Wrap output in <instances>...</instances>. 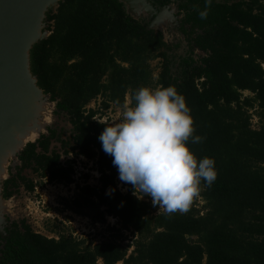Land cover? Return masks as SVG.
<instances>
[{
  "label": "trees",
  "instance_id": "1",
  "mask_svg": "<svg viewBox=\"0 0 264 264\" xmlns=\"http://www.w3.org/2000/svg\"><path fill=\"white\" fill-rule=\"evenodd\" d=\"M173 4L206 54L199 62L183 59L178 76L163 34L129 16L118 0L61 2L56 14H47L51 35L31 51L39 87L73 127V144L57 140L69 146L64 155L94 162L100 175L97 187L85 185L73 202L64 199L66 209L94 222L117 218L122 230L137 236L133 252L119 240L48 238L15 222L0 235L6 236L0 264H264V0H211L206 19L199 15L206 0H153L156 7ZM157 59L162 66L155 80L150 63ZM142 86H174L191 109L195 135L203 139L188 147L198 159L214 158L218 172L201 192L203 209L156 214L158 206L140 199L131 184H123L127 193L119 188L113 158L98 139L110 124L87 108L99 98L103 110L121 108L127 96L134 105ZM254 116L259 129L252 127ZM49 133L22 151L20 167L4 182V199L21 187L35 192L38 183L23 176L25 170L41 184L74 183L73 162L50 151L58 137Z\"/></svg>",
  "mask_w": 264,
  "mask_h": 264
},
{
  "label": "clouds",
  "instance_id": "2",
  "mask_svg": "<svg viewBox=\"0 0 264 264\" xmlns=\"http://www.w3.org/2000/svg\"><path fill=\"white\" fill-rule=\"evenodd\" d=\"M206 0L201 19L207 18ZM134 105L125 103L122 120L106 126L98 139L110 155L119 179L151 197L159 213L186 214L205 186L217 179L215 160L198 159L188 142L200 143L194 118L183 95L174 86L135 90ZM114 189H109L111 194Z\"/></svg>",
  "mask_w": 264,
  "mask_h": 264
},
{
  "label": "rangeland",
  "instance_id": "3",
  "mask_svg": "<svg viewBox=\"0 0 264 264\" xmlns=\"http://www.w3.org/2000/svg\"><path fill=\"white\" fill-rule=\"evenodd\" d=\"M146 2L148 6L129 2L125 5V8L134 18L150 24L156 31L162 32L165 41L170 46L168 55L172 71L175 73V76H178L181 59L190 53L189 43L179 31L182 17L178 14L176 5L158 10L157 8H152L150 0H146ZM49 25L50 23L46 20L43 21L41 25L42 33L49 31ZM205 56L206 54L198 50H195L193 53V58L197 61ZM150 64L154 71V79L157 80L161 72L162 60L157 59ZM245 96H250V93L246 92ZM126 103L131 104L129 96H127ZM101 107L102 99L99 98L93 101L87 109L99 111L96 118L100 119L103 123L108 122L113 125L122 120L123 107L110 106L107 110H103ZM52 110L53 113L49 118L50 123L48 122L51 126L49 129L55 130L58 138L52 141L50 151L61 153L63 155L62 162H73L74 183L70 185L49 184L47 182L41 184L42 181L34 176L30 170H25L23 176H27L28 179H34L38 183L37 188L34 193H28L24 189H21L20 193L10 200H3L0 195V233L5 234V227L11 222L26 220L35 232L48 238H58L59 234L62 233L71 234L77 238L89 239L94 243L104 241L116 242L119 240L118 243L130 246L129 253H132L134 250L133 242L137 239V236L132 231L122 230L120 220L107 216L104 222H94L87 215H80L75 211L66 209L64 199L73 202L80 193L79 188L85 185L97 187L100 175L95 169L94 162L77 156L75 153L68 156L64 155L65 150L69 149V146L67 145L65 149L57 140L60 139L67 144H73V127L70 124L69 117L65 113H56L55 108H52ZM252 127L254 129L260 128L259 119L256 116L252 119ZM49 134L48 132L45 136ZM20 148L21 146L15 147L14 153L6 163L7 171L5 179L8 177V172L10 178L14 167H20V161L16 163V166H13V161L16 159ZM86 175H89L88 179H86ZM3 180L0 179V186ZM123 184L124 182L120 180L119 188L123 193H127L128 190ZM137 196L147 202H152L151 197L144 196L142 192H138ZM192 206L203 209L204 201L201 196L193 202ZM158 211L159 206L156 209V214H159ZM119 230L121 232H118Z\"/></svg>",
  "mask_w": 264,
  "mask_h": 264
},
{
  "label": "water",
  "instance_id": "4",
  "mask_svg": "<svg viewBox=\"0 0 264 264\" xmlns=\"http://www.w3.org/2000/svg\"><path fill=\"white\" fill-rule=\"evenodd\" d=\"M64 1L0 0V179H4L0 195L3 200H6L3 197L4 182L9 178L8 172L5 179L6 163L15 147L21 146L13 166H16L20 154L29 143H36L49 132L52 108L57 111V103L39 87L38 78L32 73L31 51L51 35L50 31L42 33L41 25L47 20V14H56L60 3ZM118 1L124 8L129 2L148 6L146 0ZM150 3L153 9L156 8L153 0ZM125 10L127 12L126 8ZM127 14L139 21L129 12ZM144 24L148 25V30L156 31L152 25ZM30 133L35 135L34 138L22 144L13 137V134H18L21 138L28 139L27 135ZM15 168L12 172H15Z\"/></svg>",
  "mask_w": 264,
  "mask_h": 264
},
{
  "label": "flooded vegetation",
  "instance_id": "5",
  "mask_svg": "<svg viewBox=\"0 0 264 264\" xmlns=\"http://www.w3.org/2000/svg\"><path fill=\"white\" fill-rule=\"evenodd\" d=\"M218 2H222V1H224V0H217ZM173 5H175V4H173ZM171 6V5H170ZM154 7H156V6H154ZM169 7V6H168ZM158 10L159 9H162L161 7H156ZM177 10H178V8H177ZM178 14L182 17L181 18V26H180V32L185 36V38H186V40H187V42L189 43V46H190V53H189V55L188 56H186L185 58H182L181 59V61L183 60V59H186V58H193V53L195 52V50H198V51H200V52H202V53H204L203 51H201V50H199L198 49V47L196 46V44H195V40H196V35H191V34H189V30H190V26H188V25H182V23H183V18H184V15L183 14H180L179 13V11H178ZM186 29H188V30H186ZM164 41H165V38H164ZM165 43L167 44V42L165 41ZM168 45V44H167ZM168 48L170 49V46L168 45ZM205 54V53H204ZM206 57V56H205ZM194 59V58H193ZM201 59V58H200ZM195 60V59H194ZM181 61H180V63H181ZM195 61H197V60H195ZM200 61V60H199ZM199 61H197V62H199ZM180 66V65H179ZM21 189H24L25 191H26V189L24 188V187H21L20 189H19V192L18 193H16V194H14L10 199H12V198H14L15 196H17L19 193H20V191H21ZM27 192V191H26ZM28 193H30V192H28ZM10 199H8V200H10ZM7 200V199H6ZM21 222H25L27 225H29L31 228H32V226L26 221V220H21V221H19V222H17V223H21ZM13 223H15V222H11L10 224H8V226H6L5 227V230H6V228H10L11 226H12V224ZM32 230H33V228H32ZM6 238V236H1L0 237V251H1V249H2V247H3V245H4V243H5V239Z\"/></svg>",
  "mask_w": 264,
  "mask_h": 264
},
{
  "label": "bare ground",
  "instance_id": "6",
  "mask_svg": "<svg viewBox=\"0 0 264 264\" xmlns=\"http://www.w3.org/2000/svg\"><path fill=\"white\" fill-rule=\"evenodd\" d=\"M105 123H107V122H105ZM110 124V123H109ZM110 125H112V124H110ZM27 136H29V138L27 139V138H21L18 134H13V137L15 138V139H17L18 140V142L19 143H24V142H26V141H28V140H30V139H32V138H34V136L35 135H33L32 133H30V134H28ZM5 160V159H4ZM4 162V161H3ZM2 162V163H3ZM1 170H2V167H1V163H0V173H1ZM1 175V174H0Z\"/></svg>",
  "mask_w": 264,
  "mask_h": 264
}]
</instances>
